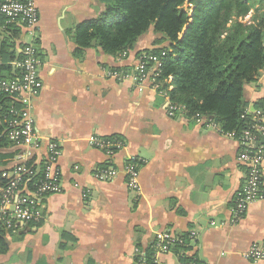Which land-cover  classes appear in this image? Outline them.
Segmentation results:
<instances>
[{
    "label": "crops",
    "instance_id": "obj_1",
    "mask_svg": "<svg viewBox=\"0 0 264 264\" xmlns=\"http://www.w3.org/2000/svg\"><path fill=\"white\" fill-rule=\"evenodd\" d=\"M33 1L42 87L30 101L31 113L41 152L49 141L61 148V192L43 200L40 223L4 237L0 264H135L168 231L181 239L194 231L196 237L160 255L161 264H182L181 255L200 264H264L245 257L253 245L264 248V201L231 222L246 174L236 139L204 119L170 116L168 98L129 74L136 64L131 56L150 48L152 34L129 57L106 55L93 43L77 59L71 30L98 19L105 4ZM19 29L16 46L30 38ZM6 36L0 28V43ZM112 68L130 72L113 77ZM244 98L249 110L264 100V71L246 84ZM111 136L125 141L111 155L89 143ZM8 152L0 148L1 155ZM130 158L139 162L137 193L126 185ZM105 165L117 171L107 182L96 177Z\"/></svg>",
    "mask_w": 264,
    "mask_h": 264
},
{
    "label": "trees",
    "instance_id": "obj_2",
    "mask_svg": "<svg viewBox=\"0 0 264 264\" xmlns=\"http://www.w3.org/2000/svg\"><path fill=\"white\" fill-rule=\"evenodd\" d=\"M98 1L105 4L99 18L71 30L78 47L74 51L77 59L93 43L106 55L129 57L136 43L152 33L151 45L156 48L137 51L131 57L136 62L145 53L160 61L156 83L171 107L180 109L188 120L204 119L217 125L222 134H233L235 138L249 126L251 117L242 120L240 116L247 107L246 84L264 71V0ZM0 28L7 34L0 43V81L15 79L19 71L11 62L16 47L22 43L16 46L13 40L21 30L6 24L3 17H0ZM110 71L128 74L130 69ZM169 77L172 90H167ZM15 107L18 109L19 105L13 97L0 92V148L10 146L5 122ZM253 108L264 112V100L255 103ZM104 140L125 145L124 139L118 136ZM117 150L119 147L113 151ZM11 157L10 153L0 154V161H4L1 167ZM0 242V254H3V239ZM153 252L154 245L142 257H137L135 264H154Z\"/></svg>",
    "mask_w": 264,
    "mask_h": 264
},
{
    "label": "built area",
    "instance_id": "obj_3",
    "mask_svg": "<svg viewBox=\"0 0 264 264\" xmlns=\"http://www.w3.org/2000/svg\"><path fill=\"white\" fill-rule=\"evenodd\" d=\"M0 17L6 20V24L24 29L30 36L27 43H22L16 48L14 60L11 62V66L19 71V77L0 81V92L12 96L19 105L18 109L11 108L10 119L5 122V132L10 144L8 153L12 157L0 168L1 241L6 236L17 234L20 225L40 223L43 200L61 192V172L57 164L61 148L56 141H49L45 153L41 152L42 145L31 113L30 101L42 87L36 36L38 11L35 3L33 0H0ZM135 63L130 72L134 80L138 84L149 80L158 92L166 96L156 83L160 61L153 55L142 53ZM110 75L119 77L120 74L113 72ZM171 82L172 78L169 77L166 81L169 90L172 89ZM167 109L170 116L181 111L171 107L169 103ZM248 117H251L249 126L238 138L230 134L239 144L238 161L246 169L244 184L234 200L232 224H237L243 219L250 205L264 201V144H261L264 140V112L255 108L245 109L240 118L245 120ZM89 143L96 148L106 149L109 155L112 148L120 146L119 143L97 137H91ZM137 162L136 158H130L124 169L126 185L134 193L139 191ZM116 175L117 171L111 166L96 171V177L101 181H111ZM38 176L39 181H36ZM195 237L196 232L191 231L187 239L193 240ZM187 239L176 238L169 231L160 233L154 244V264H161L158 260L160 255L169 253L178 245H184ZM245 257L253 261L263 260L264 248L261 245H253ZM181 258L182 264H200L186 259L184 255H181Z\"/></svg>",
    "mask_w": 264,
    "mask_h": 264
},
{
    "label": "rangeland",
    "instance_id": "obj_4",
    "mask_svg": "<svg viewBox=\"0 0 264 264\" xmlns=\"http://www.w3.org/2000/svg\"><path fill=\"white\" fill-rule=\"evenodd\" d=\"M185 8H187V5H185ZM184 31H185V29H184ZM184 31H183V33H182V36H183V34L185 33ZM151 34H152V33H151ZM151 34H150V35H151ZM146 37H147V36L144 37L145 39L143 38L142 42H143V41H148V39H147ZM150 38H151V37H150ZM151 40L153 41V38H151ZM142 42L140 41L141 45H143ZM137 44H139V43L137 42L136 45H135V47L137 46ZM151 44H152V43H151ZM144 45L147 46L148 43H147V44H144ZM147 48H148L149 50H151V49L156 48V47H153V46L151 45L150 48H149V47H147ZM120 57H121V58H124L125 55H121ZM129 74H131V73H129ZM135 82H136V81H135ZM136 83H137V82H136ZM137 84H138V83H137ZM167 84H168V83H167ZM158 87H159V89H160V85H158ZM171 87H172V86H171ZM167 90H169V88H167ZM171 90H172V89H171ZM168 103H169V100H168ZM167 110H168V109H167Z\"/></svg>",
    "mask_w": 264,
    "mask_h": 264
},
{
    "label": "water",
    "instance_id": "obj_5",
    "mask_svg": "<svg viewBox=\"0 0 264 264\" xmlns=\"http://www.w3.org/2000/svg\"><path fill=\"white\" fill-rule=\"evenodd\" d=\"M185 32V31H184ZM262 142V141H261ZM263 143H264V140H263ZM262 144V143H261Z\"/></svg>",
    "mask_w": 264,
    "mask_h": 264
}]
</instances>
